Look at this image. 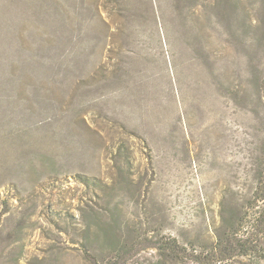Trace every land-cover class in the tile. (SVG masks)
<instances>
[{"label":"rangeland","instance_id":"374dc122","mask_svg":"<svg viewBox=\"0 0 264 264\" xmlns=\"http://www.w3.org/2000/svg\"><path fill=\"white\" fill-rule=\"evenodd\" d=\"M31 4L0 11V264H151L264 196V0H0Z\"/></svg>","mask_w":264,"mask_h":264},{"label":"trees","instance_id":"16d2710c","mask_svg":"<svg viewBox=\"0 0 264 264\" xmlns=\"http://www.w3.org/2000/svg\"><path fill=\"white\" fill-rule=\"evenodd\" d=\"M219 216L218 225L201 240L186 241L170 232L163 235L160 230L147 233L148 244L144 248L154 252L151 264H218L239 257L264 263V196L253 197L244 204L225 199ZM107 225L108 230L100 229L106 244L116 229L113 222Z\"/></svg>","mask_w":264,"mask_h":264},{"label":"flooded vegetation","instance_id":"af4514ba","mask_svg":"<svg viewBox=\"0 0 264 264\" xmlns=\"http://www.w3.org/2000/svg\"><path fill=\"white\" fill-rule=\"evenodd\" d=\"M41 10H55V8L39 6V4L10 6L8 8H0V11H41Z\"/></svg>","mask_w":264,"mask_h":264}]
</instances>
